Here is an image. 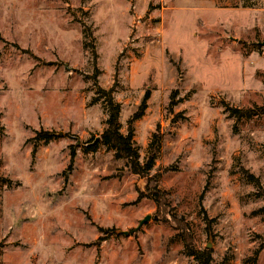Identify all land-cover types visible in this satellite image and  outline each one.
<instances>
[{
	"label": "rangeland",
	"instance_id": "obj_1",
	"mask_svg": "<svg viewBox=\"0 0 264 264\" xmlns=\"http://www.w3.org/2000/svg\"><path fill=\"white\" fill-rule=\"evenodd\" d=\"M262 42L264 0H0V264H200L173 213L216 262L264 264V112L226 111L264 105ZM100 87L122 132L149 92L133 137L142 161L157 132L155 181L83 149Z\"/></svg>",
	"mask_w": 264,
	"mask_h": 264
},
{
	"label": "trees",
	"instance_id": "obj_2",
	"mask_svg": "<svg viewBox=\"0 0 264 264\" xmlns=\"http://www.w3.org/2000/svg\"><path fill=\"white\" fill-rule=\"evenodd\" d=\"M98 89L102 94L105 95L104 100L107 109V116L104 121L105 127L98 138L92 137L86 141H83L84 142L82 143L83 149L86 151L95 150L97 149L99 142L101 141L107 148L114 150V154L116 157L125 159L126 167L129 169L130 172L135 173L141 177L153 178L152 180L155 181L158 172L154 173V175H152L151 177L148 176L151 173V171H153V167L155 164V159L158 150L157 145L159 141V136L157 132L153 133L152 139L148 144L147 154L142 161L140 160V152L133 137V133H134L133 122L144 114V111L147 107L146 101L149 97V92H145L137 109L131 114V116L127 120L126 131L122 132L121 124L119 121L121 107L119 102H117L113 98V94H112L113 88L110 87L108 89H104L100 87ZM176 94H177L176 89H173L172 92L170 93V101L167 107L168 113H172L174 105L177 104V102L174 100ZM226 111H229V115L234 116L236 119H240L241 117L250 118L257 113L264 112V105L255 106L253 108H248V109L228 107ZM174 117H176V115ZM41 134L42 132L39 133L40 137H43L46 140L49 139L50 134H44L47 136H42ZM70 147L72 148V150L70 154L69 167H71L72 162L74 160L75 144H70ZM244 173H245V178L253 182L259 188L258 177L254 176L252 173L247 172L246 170L244 171ZM149 190H150V198L156 204H158L159 206L163 207L165 210L169 211V213H171L170 212L171 206L168 202L166 192L161 188H159L158 185H156L155 183H153V185L149 188ZM172 216L175 220V225L179 229V235L182 239L187 254L191 255L193 259L200 264H225L224 261L218 263L214 260L212 256L211 248L197 249L194 244V236L190 223L187 220H185L183 216H179L175 213H173ZM203 219L206 222V229L208 231H211V223L214 221V218H210L204 209H203ZM111 231H113L112 228ZM255 253L257 255L259 253V249H257Z\"/></svg>",
	"mask_w": 264,
	"mask_h": 264
},
{
	"label": "water",
	"instance_id": "obj_3",
	"mask_svg": "<svg viewBox=\"0 0 264 264\" xmlns=\"http://www.w3.org/2000/svg\"><path fill=\"white\" fill-rule=\"evenodd\" d=\"M261 44L264 45V42H262ZM149 218H150V215H147L145 218H143V220L141 221V223L146 222L147 220H149ZM118 232L121 233V231H118ZM125 233H127V232H125ZM208 246H210V244H208Z\"/></svg>",
	"mask_w": 264,
	"mask_h": 264
},
{
	"label": "bare ground",
	"instance_id": "obj_4",
	"mask_svg": "<svg viewBox=\"0 0 264 264\" xmlns=\"http://www.w3.org/2000/svg\"><path fill=\"white\" fill-rule=\"evenodd\" d=\"M18 4H20V5L23 4V1H18Z\"/></svg>",
	"mask_w": 264,
	"mask_h": 264
},
{
	"label": "crops",
	"instance_id": "obj_5",
	"mask_svg": "<svg viewBox=\"0 0 264 264\" xmlns=\"http://www.w3.org/2000/svg\"><path fill=\"white\" fill-rule=\"evenodd\" d=\"M188 4V3H187ZM191 7V6H190ZM195 7H197L198 9H203V8H201V7H199V6H195Z\"/></svg>",
	"mask_w": 264,
	"mask_h": 264
}]
</instances>
